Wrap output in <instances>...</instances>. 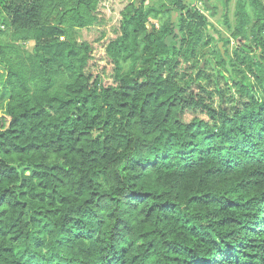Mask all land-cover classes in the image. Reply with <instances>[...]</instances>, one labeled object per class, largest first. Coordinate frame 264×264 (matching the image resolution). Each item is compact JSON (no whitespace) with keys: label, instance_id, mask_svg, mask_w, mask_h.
<instances>
[{"label":"trees","instance_id":"trees-1","mask_svg":"<svg viewBox=\"0 0 264 264\" xmlns=\"http://www.w3.org/2000/svg\"><path fill=\"white\" fill-rule=\"evenodd\" d=\"M146 2L107 84L80 39L100 0H0V264H264V2L224 14L232 51L190 2Z\"/></svg>","mask_w":264,"mask_h":264},{"label":"rangeland","instance_id":"rangeland-1","mask_svg":"<svg viewBox=\"0 0 264 264\" xmlns=\"http://www.w3.org/2000/svg\"><path fill=\"white\" fill-rule=\"evenodd\" d=\"M101 1V17L103 18V23L99 28H93L90 30H85L81 33V40L87 41L92 45L93 48V60L91 64H93V69L98 68L102 75L107 81V84L111 83V68L104 60L103 55V43H105L108 39L113 38V31L117 29L118 22L120 20L119 13L123 9V7L130 3L136 2L137 0H100ZM202 1V0H201ZM210 0H207V2ZM225 0H211V3L208 2L206 4L207 7H212L211 9L206 10L203 3L200 5L195 3L196 9H199L208 19L211 26V34L214 37V40L217 42V48L221 50V43H219L220 38H228L229 46L228 48L232 51V49L238 45V41L232 38V31L228 30L226 26V20L224 18V14L227 16V22L232 27L235 22L234 8L235 1L230 0L227 6V11L223 9V3ZM264 2V0H263ZM102 3L104 6H102ZM160 4V0H147L146 7H155L158 8ZM175 14H171V19L175 20ZM165 20V18H162ZM147 27L150 29L151 27H159L158 20L149 19L147 23ZM103 38L98 42L99 39ZM251 40V37H250ZM18 46L23 49L25 52L31 51L33 44L32 43H21ZM1 76V75H0ZM1 92V90H0ZM6 103V99H0V107L4 106ZM52 159V157H51ZM132 219V225H135L137 221H134V217L130 214Z\"/></svg>","mask_w":264,"mask_h":264},{"label":"crops","instance_id":"crops-1","mask_svg":"<svg viewBox=\"0 0 264 264\" xmlns=\"http://www.w3.org/2000/svg\"><path fill=\"white\" fill-rule=\"evenodd\" d=\"M184 1L185 2H190L193 5H195V3H198L200 5L203 3V5L205 6V9H208V10L212 8L211 6L210 7L206 6V4H208V2L211 3V0L208 1V2H207V0H202V1L201 0H184Z\"/></svg>","mask_w":264,"mask_h":264},{"label":"built area","instance_id":"built-area-1","mask_svg":"<svg viewBox=\"0 0 264 264\" xmlns=\"http://www.w3.org/2000/svg\"><path fill=\"white\" fill-rule=\"evenodd\" d=\"M4 28H3V26H2V24H1V21H0V30H3Z\"/></svg>","mask_w":264,"mask_h":264}]
</instances>
